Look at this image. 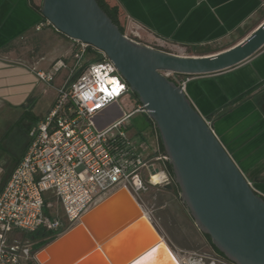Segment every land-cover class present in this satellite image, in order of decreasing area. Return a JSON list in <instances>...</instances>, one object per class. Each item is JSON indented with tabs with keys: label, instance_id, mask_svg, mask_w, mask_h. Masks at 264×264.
I'll return each instance as SVG.
<instances>
[{
	"label": "water",
	"instance_id": "obj_1",
	"mask_svg": "<svg viewBox=\"0 0 264 264\" xmlns=\"http://www.w3.org/2000/svg\"><path fill=\"white\" fill-rule=\"evenodd\" d=\"M40 15L57 33L96 49L112 62L146 110L173 185L198 231L228 262L264 264V198L248 183L184 89L164 75H210L246 62L264 47V22L229 49L184 57L127 39L96 0H41ZM35 262L180 264L126 189L110 194L42 247Z\"/></svg>",
	"mask_w": 264,
	"mask_h": 264
},
{
	"label": "built area",
	"instance_id": "obj_2",
	"mask_svg": "<svg viewBox=\"0 0 264 264\" xmlns=\"http://www.w3.org/2000/svg\"><path fill=\"white\" fill-rule=\"evenodd\" d=\"M43 27L52 26L45 20L36 30ZM122 34L139 43L138 27ZM63 71L52 106L30 129L29 145L0 192V264H36L33 237L55 239L119 189H126L148 216V189L173 185L163 152L128 135L129 119L146 115L144 107L137 102L117 119L116 109L109 111L132 94L112 62L73 41L69 60H56L35 76L49 87ZM173 82L184 89L186 81Z\"/></svg>",
	"mask_w": 264,
	"mask_h": 264
},
{
	"label": "crops",
	"instance_id": "obj_3",
	"mask_svg": "<svg viewBox=\"0 0 264 264\" xmlns=\"http://www.w3.org/2000/svg\"><path fill=\"white\" fill-rule=\"evenodd\" d=\"M102 1L118 11L123 31L138 27L140 44L184 57H195L188 54L195 48L209 51L225 45L217 52L197 56L229 49L264 22V0ZM40 6L41 0H0V116L6 119L1 142L8 130L17 127L22 134L34 119H41L43 114L34 110L43 95L50 97L47 113L65 74L56 76L49 90L35 73L47 72L54 61L69 60L71 56L73 41L61 35L69 42L64 43L67 47L62 52L54 54L56 31L52 27L36 30L44 21ZM24 43H29L34 52L22 60L17 51ZM44 48L48 49L44 56H34ZM179 79L186 81L184 92L194 109L213 125L226 152L264 198V47L231 69ZM150 131L151 145L160 150L152 125Z\"/></svg>",
	"mask_w": 264,
	"mask_h": 264
},
{
	"label": "rangeland",
	"instance_id": "obj_4",
	"mask_svg": "<svg viewBox=\"0 0 264 264\" xmlns=\"http://www.w3.org/2000/svg\"><path fill=\"white\" fill-rule=\"evenodd\" d=\"M54 33L56 40L52 42V50L55 54V51L57 50L62 52V48L67 47L64 43H68L69 40L57 32ZM48 43L49 42L46 44ZM224 47L225 45L219 48H213L209 51H188V54L197 56L203 52H217V50H222ZM32 52H34V50H32V46H30L29 43H24L22 45V49L17 51V55L19 54L18 56H22L23 60L26 56L33 55ZM47 52L48 49L44 48L39 52L37 51L34 56H44ZM62 55H64V53ZM64 74V71L60 73V75ZM168 78L172 81H179L175 75H170ZM43 86L46 87L44 84ZM46 89L50 90L51 86L46 87ZM49 98V95H43L38 100L37 107L34 112L36 114H43L40 116L41 118L46 114L45 112L49 105ZM137 102L138 101L135 95L131 94L129 98L122 99L115 107H111L109 111L116 109L114 119H117L120 117V113L122 114L124 112L131 111L132 107L135 106ZM5 120L6 119H3V116H0V134L2 131H5ZM8 131L9 132H7L6 138L2 142L0 141V192L3 189L10 173L16 166L18 159L24 152L28 142V137H25L23 129L22 134L19 132L17 127ZM127 132L128 135L137 142H142L144 140L149 144L153 142L150 124L146 115L134 114L128 121ZM172 187L173 188L171 190H156L154 188H149L144 195V200L147 206L145 209L146 213L161 236L169 244L180 261L183 260L186 263L189 261L187 264H190V262L195 260L201 264H228L222 256L214 251L208 239L195 227L186 208L181 203L179 190L174 185H172ZM20 238L25 241L30 239V237L26 236H21ZM50 241L52 240L45 239L42 245L35 247L34 253L36 254Z\"/></svg>",
	"mask_w": 264,
	"mask_h": 264
},
{
	"label": "trees",
	"instance_id": "obj_5",
	"mask_svg": "<svg viewBox=\"0 0 264 264\" xmlns=\"http://www.w3.org/2000/svg\"><path fill=\"white\" fill-rule=\"evenodd\" d=\"M96 2L98 3V5L100 6V8L105 12V14L111 19V21L119 28V30H120V32L121 33H123V27L121 26V24L119 23V19H118V11L115 9V8H113V7H109V6H107L102 0H96ZM43 20L45 21V19L43 18ZM204 51V50H202V49H193L192 50V52H199V51ZM96 60H100V56H98L97 57V59ZM75 78H76V75L71 79V82L72 81H74L75 80ZM136 97V96H135ZM39 120L37 119H34L33 121H32V123L30 124V125H28L27 127H26V129H25V137H28V133H29V131H30V129L34 126V125H36V123L38 122ZM148 121H149V124L150 125H152L153 126V124H152V122L148 119ZM29 145V137H28V142H27V144H26V147H25V150H26V148H27V146ZM159 145H160V151H162L163 152V148H162V145H161V143H160V140H159ZM25 150H24V152H25ZM24 152L22 153V155L24 154ZM22 155H21V157H22ZM21 157L18 159V161H17V163L19 162V160L21 159ZM168 166V169H169V172H170V170H171V168H170V166H169V164L167 165ZM7 181V180H6ZM6 183V182H5ZM207 239H208V241L210 242V239L207 237V236H205ZM210 245H211V247L214 249V251L217 253V254H219L220 256H222L223 258H224V256L221 254V253H219L215 248H214V246L211 244V242H210ZM225 259V258H224Z\"/></svg>",
	"mask_w": 264,
	"mask_h": 264
},
{
	"label": "flooded vegetation",
	"instance_id": "obj_6",
	"mask_svg": "<svg viewBox=\"0 0 264 264\" xmlns=\"http://www.w3.org/2000/svg\"><path fill=\"white\" fill-rule=\"evenodd\" d=\"M41 235H42V234L39 233V234H37L36 237H33V240L37 242V244H36L37 246L42 245L43 242H44L45 239H46V236H41ZM225 260H226V259H225Z\"/></svg>",
	"mask_w": 264,
	"mask_h": 264
},
{
	"label": "bare ground",
	"instance_id": "obj_7",
	"mask_svg": "<svg viewBox=\"0 0 264 264\" xmlns=\"http://www.w3.org/2000/svg\"><path fill=\"white\" fill-rule=\"evenodd\" d=\"M178 258V257H177ZM178 260H179V258H178ZM179 262H180V264H182V261H180L179 260ZM184 262V261H183ZM189 262V261H188ZM187 262V263H188ZM185 264H187L186 262H184ZM190 264H201V263H199V262H197L196 260L195 261H192V262H190Z\"/></svg>",
	"mask_w": 264,
	"mask_h": 264
}]
</instances>
